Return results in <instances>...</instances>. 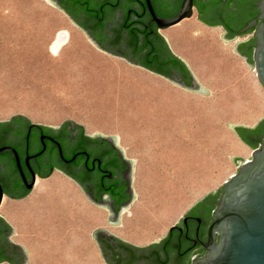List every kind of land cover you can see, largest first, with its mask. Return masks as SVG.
Masks as SVG:
<instances>
[{
	"label": "rangeland",
	"instance_id": "obj_1",
	"mask_svg": "<svg viewBox=\"0 0 264 264\" xmlns=\"http://www.w3.org/2000/svg\"><path fill=\"white\" fill-rule=\"evenodd\" d=\"M59 23H61L62 26ZM55 25L58 27H56ZM66 26L67 28H69L70 31L66 28ZM11 30H15L12 31L15 33H12ZM61 30H67L68 32H70L69 37L71 38L68 37L65 43L66 45L64 44L61 46L62 51L61 49H59L60 51L58 53L57 52L53 53L51 52L49 45H51L53 38H55L57 33ZM16 31H19V33H17ZM71 32H73L74 36L70 35ZM9 33L12 34L10 35ZM14 34L15 36H13ZM9 35L11 36V40ZM24 35L26 36V38H24L25 37ZM29 35L31 37L32 36L35 37V39H32L33 37L31 38ZM43 35L46 36L47 38L46 40L44 39L45 37ZM75 35L77 36L76 42L74 39ZM20 36H23L22 37L23 39H19L21 38ZM40 36H42L43 38ZM47 36L50 37L48 38ZM27 37H30L33 41L35 40L34 45L33 42L31 43L30 39L29 42ZM16 38L18 41H20V43L16 40ZM7 39L10 40V42ZM78 39L80 40L78 41ZM13 40L16 42H14ZM27 40L29 43L27 42ZM39 40L42 41L40 42ZM0 41H2L0 42V48L3 49V50L0 49V58L3 57L2 59H0V68L1 69L8 68L9 70L10 67H12L13 64L17 61L16 62L17 64L13 66L14 70H11L13 67L10 69L11 72L10 70L3 71V69L2 70L0 69V71L3 73L2 75L0 73V121L9 120L10 117L13 115H22L32 123H38L48 126H59L64 120L68 119L76 124L82 125L87 134L94 135L96 133H100L105 136L116 135L117 145H119V147L123 150L124 156H126L128 159L133 160L134 162L133 171H132V183H131V188L133 194L135 195L134 199L135 198L150 199V200L160 199L165 201L167 203V208H166L167 215L171 218L175 217V220H178L179 217H181L184 214V212L198 198L202 197L209 191L216 189L231 175L235 174L234 172L236 171V166L232 162L230 156L243 158L244 160L240 162V164H242L250 156L248 152L243 151L241 144L239 143V141L237 140L234 134V131L230 129L228 126H226L224 123L249 124L258 120L261 116L264 117V89L257 80L254 66L251 69L249 66H247V64L244 65V71L246 77L245 78L246 96H245L244 105L240 106L239 108H236L237 107L236 104L233 105V108H229L228 95L223 94L224 92H226L225 90H227V86L223 88L208 87L209 88L208 95H203L201 93L192 94L193 102H196L198 105L197 128L198 125L199 124L200 125H199V129H197L198 131L197 137L198 140L200 141L197 142V145L199 147L196 150V156L198 157L199 155V157L196 161L193 160L190 161L188 159L182 162L180 161L173 162L170 159L164 158V154L166 153H163L162 150L164 148L159 145L157 140L153 141L152 139L149 138L143 141L140 135L135 138L130 136L122 137L117 133L102 131L99 128L100 125L102 126H104V124L108 125L107 122H109V119L107 117H103L102 114L103 112L106 111L105 108L108 106V104L103 105L102 103V105H100L99 103L96 102L98 96L92 94L94 97L96 96L95 99H93V96H91V94H85L86 91L82 90L80 92V90L76 88L77 87L76 84L71 85L70 83H72L71 82L72 80L68 78V72H66L68 71L67 67L69 68L70 67L73 68L74 66L76 67L75 64L78 61L83 60L84 62L86 59L92 60V57H94L92 61L94 62V64H92L91 61H88L89 64L87 62L84 68L85 72L82 71L83 75H87L88 74L87 72H89V74L92 73L91 76H93L95 72L94 75H96L97 73L98 76L100 73L103 74L105 72L106 73V74L104 73L105 75L102 74L100 75L104 76L103 79L105 83L109 80V82H107L106 85L107 86L109 85V87L115 91V95H112V97L113 96L116 97H114V101H112V103L116 104V106L117 104H120L121 106L123 104V108L125 105L124 104L125 101L128 100L131 101L132 99L133 101L138 102V100H140L141 94L138 96V94L136 93L137 90L135 89L133 90V92L135 93V95H133L134 93L132 92L133 89L132 86L136 87V85H134L135 83H133L135 81L133 80H136L137 78L142 79V76H146V73H144L141 69L131 65L130 63H128L127 61L121 58L100 51L86 37V34L82 30H80V28H78L63 11H61L59 8L51 4L48 0H0ZM36 42L38 43V46L41 49H39L37 44H35ZM78 42H82V43L85 42L86 47H84V44L82 45L83 47H81L80 44L82 43H78ZM5 44L8 46H6ZM29 45L31 50L29 49ZM43 45H45L46 47ZM87 46H89L90 48L88 49ZM232 46L233 44H230L229 48H231ZM4 48L6 49L4 50ZM63 48L66 49L68 48V51L71 50L72 52L71 53L68 52L69 54L63 53L64 56H62L61 52L67 51L66 49ZM44 49H46L47 51H45ZM90 49L92 52L90 51ZM39 50L42 51L44 50L43 52L45 53L42 52L41 54ZM5 51L7 52L12 51V52L11 53L6 52L5 54L4 53ZM20 51L21 52L25 51V53L21 54ZM33 51L34 53L36 51V53L34 54ZM73 51L75 52L73 53ZM82 51H84V53ZM88 51H90L91 53H89ZM38 52L40 55L37 54ZM76 52L81 53L82 54L81 57L84 56V54H86L87 52L88 55H86L87 56L86 58L85 57L81 58L79 57L80 56L79 53ZM12 53L14 55L15 54L17 55L19 53L20 54L14 56ZM27 53L30 54V56H32V59L30 56L29 57L26 56L27 58H29L31 64L29 63V61H27L28 59L24 57V54L26 55ZM92 53L94 54V56L91 55ZM7 54H9L8 57H6ZM44 54H47L49 56L47 55L45 56ZM56 54L58 55L57 57ZM65 54L67 56L72 54L74 58L76 57L78 58L74 60L73 56L66 57ZM21 55L23 56L21 57ZM42 55H44L45 57H43ZM9 56L11 58L14 56L12 61L9 59V61L11 62H9L8 59H6V58H10ZM37 56L39 57L37 58ZM49 57L52 58V60L49 59ZM99 57H102L100 59H102L103 62L100 61ZM18 58L20 61L18 60ZM34 58L37 59L38 62L33 61ZM44 58L47 59L44 60ZM95 58H97L96 61L98 64L99 62H101L99 66H97L98 64L94 61ZM107 58L111 62H108ZM24 59H26L25 61L27 62H24ZM41 59L43 60L42 61L43 64H41L40 61ZM46 60H49L51 62L56 61L57 64L56 62H52V63H54L55 65H59L58 67H60L61 70L58 67H56L58 68V70L54 69L55 68L54 64L50 65L52 63L51 62L47 63ZM63 60L64 62L66 61L65 63L66 65H68L67 67L65 63L64 64L63 62L60 63V61ZM18 61L21 62V64L18 63ZM1 62H6V64L5 63L1 64ZM8 62L10 63V65ZM59 63L62 64V66ZM39 64H41V67H39L40 66ZM44 64H46L47 66ZM90 64H92V66H90ZM104 64H105L104 67L101 66ZM119 64L122 66H120ZM94 65H96L97 67H95L94 68L95 70L92 71ZM16 66L18 69H16ZM51 66L53 68H51ZM89 67L92 69H90ZM99 67H100L99 70L102 71L103 69V72L100 71L97 72ZM106 67H108V69H106ZM115 67L116 68L118 67V70ZM40 68L43 70L44 72L43 74H41L42 71L40 70ZM122 68L123 69L127 68V69L122 70ZM26 69L27 71H25ZM31 69L32 71H30ZM48 69L51 71V73H48L50 72ZM105 69L107 71H104ZM52 70H54L55 74L53 73ZM56 70L58 73L56 72ZM63 70L64 73H62ZM235 70H237V66H235ZM18 71L21 73H17ZM37 71L38 74L35 76L34 74H36ZM7 72L8 74L4 75ZM25 72L28 73V75L25 74ZM65 72L67 76L65 75ZM11 73L13 76H11ZM51 74H54V76ZM61 74L65 76L66 80L64 76H62ZM132 74L135 75L133 76ZM23 75H25V77ZM60 76H62V78ZM127 76L130 78H128ZM137 76H139L140 78ZM124 91L126 92V94L124 93ZM116 93L117 94L119 93L118 94L119 96L116 95ZM130 95L133 96L131 97ZM90 99H93L95 102H93ZM94 107L97 108L95 109ZM101 109L104 111H102ZM99 117L101 120L99 119ZM99 120L100 122H98ZM102 121L104 122L102 123ZM200 144H202V146ZM87 242H89L88 239ZM89 251L91 252V246L88 243V246H85V252L87 253V256H89L88 255ZM42 264H50V263H42ZM56 264H68V263L64 262V263H56ZM69 264H73V263L71 262Z\"/></svg>",
	"mask_w": 264,
	"mask_h": 264
},
{
	"label": "crops",
	"instance_id": "obj_2",
	"mask_svg": "<svg viewBox=\"0 0 264 264\" xmlns=\"http://www.w3.org/2000/svg\"><path fill=\"white\" fill-rule=\"evenodd\" d=\"M196 17H197V11H196L195 6L193 5L192 16L189 19L187 18L185 20H181L179 23L173 26L164 28V29H156V31L165 39L171 53L175 55L176 57H178L179 59H181L183 62H185L189 71L191 72V74L193 75V77L195 78V80L197 81L199 85H201L203 88H205L208 91H209L208 87L223 88L227 86V90H225L226 92H224L223 94L228 95L229 108H233V105L235 104L237 105L236 108H239L240 106L244 105L245 96H246V89H245V78L246 77H245V71H244V65L246 64V62L240 55H238L233 50V47L236 41L245 40L246 36H238L234 38L233 40H228L225 43L220 38V34L224 33L225 29H223L221 26L217 24L208 25L202 22L201 20L197 19ZM177 28H181V29L178 30ZM172 30L173 31L176 30V31L173 32ZM170 31H171V34H170ZM172 39H173V42L175 41L174 43L175 45H173V42H171ZM230 44H233L231 48H229ZM102 52L106 53L105 51H102ZM118 58H121V57H118ZM86 60L84 61L85 63L87 62ZM133 66L141 69L144 73H146V76H142L145 79L143 78L139 80L136 79L135 82H133L135 83V85L137 84L136 87H138L140 91L142 90V92L145 91L147 94L149 92L148 94L149 96L154 95V92H155V96L154 97L152 96L150 97L151 99H149V96L148 97L145 96L146 93L145 94L144 92L139 93L140 91L138 90V88L136 89L135 87V89L138 90L137 94L139 95L141 94V99H140L141 101L136 102L137 107L141 111L137 110L138 108L136 107V103L134 101H133L134 103L132 101L127 102L128 105H130V107H128L127 103H126L127 106L124 105V108L122 107V109H121V106H119V104H117L118 107H116L115 104L111 102V101H114V98L111 96L115 95V92H112L113 90L110 87H107L105 82H104L105 86L103 85L104 83L102 82L104 80L102 76H98V80L100 78L101 79H100V82L97 83L96 82L97 75H94L96 78H94V76L90 77V75H83V74L82 76L80 75L81 77V78L79 77L80 82L82 80V83H83L84 79H86L85 82L87 81L91 84L90 85L89 83L87 84V82L86 83L84 82L87 87L85 89L86 92L88 94L97 95L98 102L97 101L96 102L99 103L100 105H102V102L104 104L106 103L108 104L107 108L105 109L106 110L105 113L103 112V115L105 116L110 115V116H107V118L110 121L108 125H104V126L100 125L99 128L102 131H109L110 133H117L121 135L122 137L130 136V137L135 138L140 135L143 141L150 138L153 141L157 140L158 142H164V143L169 142L167 143L168 150L166 151V154L164 155L167 156V158L176 157L175 152H172V150H169V149H174V147L177 148L176 145H172L176 142V139H177L176 135H180L183 138L186 136L185 139L189 137L186 134L184 136L182 135L181 128L185 127L184 126L185 123H186V126L190 123V125L194 124L195 126L194 125L192 126L195 127V129H197L198 105L196 102H193L192 94H197L198 92L190 91L176 84H173L172 82H170L168 79L164 78L163 76L159 74H155L141 66H138V65H133ZM235 66H237V70H235ZM86 76H89V77L86 78ZM82 77L84 79H82ZM89 78L91 79L90 81L94 79L93 81H95L96 83H94L93 81L91 83L88 80ZM148 79H149L148 82L142 81V80H148ZM100 83H102V86ZM93 84L95 86L96 84L98 86L100 85L99 87L97 86L99 89L98 88L96 89L95 86L89 87V86H92ZM152 84L154 86H152ZM142 87H144V90ZM153 89L154 90L157 89V90L153 91ZM92 90L94 91V93L92 92ZM109 90L111 91L109 92ZM95 92H97L98 94ZM166 92L170 95L167 94L166 96L165 95ZM99 93L101 94L99 95ZM109 94H112V95H109ZM170 96H172L173 98H171ZM107 98L108 100L106 101ZM142 98H144L146 102H144ZM186 100L187 101L189 100L190 103L187 102ZM148 101L149 102L151 101L150 105L147 103ZM180 101L182 102L186 101L187 106L184 107L186 102L182 103ZM173 102L175 104H173ZM138 103L141 105H139ZM144 103H147V104H144ZM155 103H157V106ZM159 103H163V104L161 105ZM168 104L176 105L178 107L176 108L175 106H169ZM159 105L161 107H159ZM192 105L194 108L192 107ZM165 106L166 107L169 106L168 107L169 110L170 108L171 109L173 108L172 111H169L168 108H166ZM188 106H191L193 109ZM156 107L159 110H157ZM110 108L112 111H110ZM130 108L132 109L135 108V109L132 110ZM142 108L143 109L148 108V109L144 111L142 110ZM151 108L155 109L156 112L152 110ZM182 109H183V112L180 111ZM118 111L120 112V114L118 113ZM125 111H127V113ZM158 111L159 113H157ZM165 111L166 113H164ZM174 111L175 113H173ZM109 112L110 113L115 112V113L110 114ZM191 113L193 115H191ZM172 114H174L175 116ZM183 114L185 115V117ZM128 115L132 118H130ZM180 115H181V119L179 118ZM157 116L159 119L157 118ZM187 116L189 120H186L188 119L186 118ZM109 117H112V118L110 119ZM128 117H129V120H128ZM176 117L178 120L176 119ZM153 118L156 119L155 120L156 123H154ZM174 118L175 120H173ZM183 118H185L186 122L184 121ZM179 120H182L185 123L183 122L184 123L183 124L182 122H179ZM191 120L193 123H191ZM134 121L135 123H133ZM170 121H172L174 125L176 123L175 127H177V129L174 127V125L172 126L169 125L171 124ZM188 121L190 122L188 123ZM257 121L258 120L254 121L253 123L243 124V125L252 127ZM155 124L158 127H156ZM161 124L163 126L160 128L159 126H161ZM177 125H180L179 129ZM167 127L168 128L170 127V128L168 129ZM195 129H194L193 140H196L195 141L196 143L198 139H197V135L195 134V131L197 133V130ZM176 130L177 132L178 131L180 132L177 133L175 132ZM83 131H84V134L90 135L85 132L84 128H83ZM162 134H164V136ZM234 134L237 140L239 141V143L241 144L243 151L248 152L249 155L251 154L253 149L257 148L255 147L251 149L248 145L243 143L238 138L235 132ZM117 146L119 147V145ZM124 157L127 158L126 156ZM51 177L52 179L48 180V178H51ZM46 182L48 183V185L52 182L51 183L52 185H50V187H48L47 185L46 187V184L44 185V183ZM42 183H43V186H42ZM53 184L55 185V187L53 186ZM56 184L58 185V188H56L57 187ZM51 186H53V188H51ZM31 196H33V198ZM29 198H30L29 200L30 202L28 201ZM23 200L24 202L25 200H27L26 202L27 203L29 202V203L28 204L26 202L24 203ZM19 203L21 204V206ZM16 204L17 205L19 204L18 205L19 207L18 206L16 207ZM28 205L30 206L28 207ZM24 206L25 207L27 206L28 208L27 207L25 208ZM22 207H24V209H21ZM16 208H19L18 209L19 211L16 210ZM166 208H167V203L160 199L150 200V199L135 198V199H132L131 203L124 210L120 212L119 224L118 225L109 224L107 222V217L109 215L108 209L101 208L98 205L89 201L75 181H73L71 178H69L68 176H66L65 174L57 170L56 168H54L51 170L50 174L46 177L42 178L37 175L35 178L33 187L29 190L27 194H25L22 197L10 198L4 193L1 204H0V216L14 230V234L9 235V240L12 241L14 244L21 245L27 250V262L29 264L30 263L31 264L33 263L35 264H42V263L56 264V263H64V262L68 264L71 262L73 264H105L99 252L98 246L95 240L91 236V233L93 230L98 229V228L105 229L106 231H108L109 233L116 236L122 241H126L138 247H143V246L150 244L151 242L159 241L160 239H162L167 234L169 228L178 221V220H175V217L171 218L167 215ZM7 210H10L11 212L12 211L13 212L11 213ZM14 210L18 212H15ZM125 218L127 221L125 220ZM87 239L89 240V242H87ZM88 243L91 246V252L89 251V254H88L89 256H87V253L85 252V246H88ZM2 263L9 264L7 261H2L0 264Z\"/></svg>",
	"mask_w": 264,
	"mask_h": 264
},
{
	"label": "water",
	"instance_id": "obj_3",
	"mask_svg": "<svg viewBox=\"0 0 264 264\" xmlns=\"http://www.w3.org/2000/svg\"><path fill=\"white\" fill-rule=\"evenodd\" d=\"M48 1L63 11V9L58 6L55 0ZM131 1L133 0H130V2ZM116 2H118V0H116L115 3ZM130 2L129 4L128 2L119 4L116 3L114 8L110 11L111 17L104 21L102 30L112 31L113 29H119L126 20H135L132 16L128 15L126 11L127 7L129 5L131 6ZM145 3L151 19L155 23L156 29H164L173 26L179 23L181 20L190 18L192 16L193 0H145ZM194 6L197 11V19L208 25H216L215 22L209 21L203 15L204 5L200 3V0H196ZM257 7L259 13L256 16V19H263L264 0H259ZM68 18L86 34V37L98 49L105 51L100 48V45L95 40H93L85 32V30L79 27L69 16ZM141 21L147 22L148 17H143ZM254 23L255 20L250 22L248 26L253 25ZM253 34L255 38V44L246 42L245 40H239L234 44L233 50L244 59L247 66H249L251 69L254 66L257 80L264 89V22H261L256 27ZM158 35L161 37L159 44L161 47L160 53L162 59L168 63L174 61V58L179 59L171 53L165 39L159 33ZM220 38L226 43L228 40H233L236 37L231 36L225 30L224 33L220 34ZM253 45V50L248 52L250 46ZM105 52L111 54L107 51ZM114 56L121 57L118 55ZM121 58L125 59L124 57ZM125 60L130 64L136 65L127 59ZM179 60L183 63L184 67L179 64V68H175L169 64L166 67L165 74L157 73L151 70L149 71L163 76L173 84H176L184 89L195 91L203 95H208V90L197 83L185 62H183L181 59ZM7 121L8 120L0 121V125H5L3 122ZM66 121L76 125V123L68 119L64 120L61 124ZM224 124L232 129L238 138L251 149L255 147L257 148L252 150L251 159L243 162L242 164H240V162L244 160L243 158L230 156L232 162L236 166V171L234 172L235 174L231 175L216 189L209 191L195 201H199L209 193L216 195L220 190L218 202L211 211L212 221L206 231V240L201 241L205 252L198 258L194 259V257H192L191 264H264V118L261 116L252 127H248L243 124ZM235 128L240 129V135L245 137L248 140V143L241 139L239 134L235 131ZM88 136H103L111 138L115 142L116 147L122 152L124 156L123 150L117 146L116 135L104 136L100 133H96L94 135ZM4 141L5 140H3V138H0V144ZM1 151L2 150H0V153ZM129 160L131 161L132 183L134 162L131 159ZM57 170L75 181L89 201L101 208L108 209L109 215L107 217V222L109 224H119L120 212L124 210L135 197L132 191L133 198L123 205H116L115 207L117 212L115 214L111 204L103 203L101 201L97 202V200L94 199L91 194L87 193V190L80 179L60 169ZM50 172L51 170L41 172L38 176L43 178L48 176ZM34 182L35 177L33 176L29 183L25 182L24 185L26 190H23L18 194L12 193V190L17 187V183L14 179H11L5 188H3L0 184V204L4 193L10 198H20L29 192V190L34 185ZM174 225L170 228L174 227ZM174 228H176V226ZM11 234H14V230L0 216V255L3 256L1 258V262L10 260L17 264H27V250L21 245L14 244L12 241H10L9 235ZM167 234L159 241L151 242L150 244L143 247H138L126 241H122L102 228L93 230L91 236L95 240L105 264H122L124 262L123 260L127 259L126 254L129 253L128 251H132V253L135 254V251L140 252L148 247L155 246L161 243Z\"/></svg>",
	"mask_w": 264,
	"mask_h": 264
},
{
	"label": "flooded vegetation",
	"instance_id": "obj_4",
	"mask_svg": "<svg viewBox=\"0 0 264 264\" xmlns=\"http://www.w3.org/2000/svg\"><path fill=\"white\" fill-rule=\"evenodd\" d=\"M55 1L68 15L63 8L68 0ZM115 1H107L106 13L116 3L130 2ZM258 1L200 0V3L204 5L203 15L209 21L221 26L231 36H246V42L255 44L254 30L264 22V18L256 19ZM130 4L126 11L135 20L151 18L145 0H133ZM254 20L255 23L248 26ZM0 138L5 140L0 144V184L5 188L14 179L17 187L12 190L13 194L26 190L24 184L33 176L36 178L41 172L56 168L80 179L87 193L97 202L111 204L115 214L116 205H123L133 198L131 161L109 137L85 138L70 122L50 127L15 119L0 125ZM212 200L211 196H204L192 204L174 225L176 228L167 242L135 251V254L128 251L127 261L123 260L122 264H191L192 257L198 258L205 252L201 241L206 240V231L212 221L214 208L209 210ZM2 257L0 255V263Z\"/></svg>",
	"mask_w": 264,
	"mask_h": 264
},
{
	"label": "trees",
	"instance_id": "obj_5",
	"mask_svg": "<svg viewBox=\"0 0 264 264\" xmlns=\"http://www.w3.org/2000/svg\"><path fill=\"white\" fill-rule=\"evenodd\" d=\"M108 0H68L64 4L69 17L85 32L95 40L100 48L114 55L124 57L131 63L139 65L145 69L165 74L166 67L171 64L175 68H179V64L183 63L174 58V61L167 62L161 57V47L159 41L161 37L156 31V27L151 18H148L147 22L140 20H126L121 28L113 29L112 31L102 30L104 21L111 17L110 11H107ZM80 19V21H79ZM254 48L250 46L248 52H251ZM249 56V55H248ZM186 69V68H185ZM187 72V70H186ZM15 119H24L25 117L16 115L11 117L7 122L14 121ZM28 121V120H27ZM68 121L64 122L60 126H64ZM77 129L85 138H89L84 134L83 128L76 124ZM235 131L239 134L241 139L248 143V140L240 135V129L235 128ZM220 195L219 192L214 194H207L213 198L209 210H212ZM174 231V227L170 228L167 236L161 241L167 242L170 239ZM9 264H17L13 261L7 260Z\"/></svg>",
	"mask_w": 264,
	"mask_h": 264
},
{
	"label": "bare ground",
	"instance_id": "obj_6",
	"mask_svg": "<svg viewBox=\"0 0 264 264\" xmlns=\"http://www.w3.org/2000/svg\"><path fill=\"white\" fill-rule=\"evenodd\" d=\"M188 19H189V18H188ZM192 19H193V18H192ZM183 20H185V19H183ZM188 21H189V20H188ZM61 23H62V22H61ZM61 23H59V24H61ZM63 23H64V22H63ZM181 25H182V24H181ZM55 26H56V25H55ZM61 26H62V24H61ZM67 26H68V25H67ZM67 26H66V28H67ZM56 27H58V26H56ZM179 27H181V26H179ZM173 28H174V27H173ZM67 29L69 30V28H67ZM170 29H171V28H170ZM177 29L179 30V29H181V28H177ZM52 30H53V29H52ZM52 30H51V31H52ZM168 30H169V29H168ZM12 31H15V30H11V32H12ZM69 31H70V30H69ZM161 31H162V30H161ZM165 31H167V30H165ZM172 31H173V30H172ZM175 31H176V30H175ZM175 31H173V32H175ZM16 32L19 33V31H16ZM74 32H75V31H74ZM12 33H15V32H12ZM12 33H11V34H12ZM24 33H25V32H24ZM28 33H29V32H28ZM47 33H48V32H47ZM49 33H50V32H49ZM56 33H57V32H56ZM69 33H70V32H68L67 30H61V31H59V32L57 33V35L55 36V38H53V41L51 42V45H49V46H50V50H51V52H53V53H56V52H57V53H58V52L60 51L59 49H61V46L64 45V44L66 43V41H67V39H68V37H69ZM179 33H180V31H179ZM9 34H10V33H9ZM11 34H10V35H11ZM21 34H22V33H21ZM34 34H35V33H34ZM74 34H75V33H74ZM76 34H77V33H76ZM170 34H171V31H170ZM172 34H173V33H172ZM10 35H9V36H10ZM16 35H17V34H16ZM19 35H20V34H19ZM25 35H26V34H25ZM25 35H24V36H25ZM30 35H31V34H30ZM30 35H29V36H30ZM45 35H46V34H45ZM70 35L74 36V35H73V32H71ZM162 35H163V34H162ZM13 36H15V34H14ZM13 36H12V39H13ZM36 36H37V35H36ZM43 36H44V35H43ZM51 36H52V35H51ZM20 37H21V38H19V39H23V38H22L23 36H20ZM30 37H31V36H30ZM30 37H27V38H28V40L30 39V40H31V43L33 42V45H34L35 40L33 41L32 39H35V37L32 36V37H33V38L31 37L32 39H31ZM40 37H42V36H40ZM44 37H45L44 39L46 40V39H47L46 36H44ZM47 37H48V36H47ZM49 37H50V36H49ZM49 37H48V38H49ZM79 37H81V36H79ZM17 38H18V37H17ZM17 38H16V40H17ZM24 38H26V36H25ZM42 38H43V37H42ZM69 38H71V37H69ZM72 38H73V37H72ZM76 38H77V36L75 35V38H74V39H75V42H76ZM3 39H4V38H3ZM5 39H6V37H5ZM8 39H9V38H8ZM8 39H7V40H8ZM169 39H170V38H169ZM10 40H11V36H10ZM10 40H8V41L10 42ZM28 40H27V42H28ZM30 40H29V42H30ZM36 40H37V38H36ZM45 40H44V41H45ZM79 40H80V39H78V41H79ZM81 40H83V39H81ZM13 41H14V40H13ZM17 41H18V40H17ZM39 41L41 42L42 40H39ZM47 41H48V40H47ZM47 41H46V42H47ZM169 41H170V40H169ZM0 42H2V41H0ZM14 42H16V41H14ZM18 42L20 43V41H18ZM29 42H28V43H29ZM40 42H39V43H40ZM72 42H73V41H72ZM75 42H74V43H75ZM171 42H173V39H172ZM6 43H7V41H6ZM19 43H18V44H19ZM21 43H22V41H21ZM31 43H30V44H31ZM44 43H45V42H44ZM78 43H82V42H78ZM174 43H175V41L173 42V45H175ZM3 44H4V43H3ZM11 44H12V43H11ZM16 44H17V43H16ZM35 44H37V46H38V43H37V42H36ZM68 44H69V43H68ZM75 44H76V43H75ZM83 44H84V47H86V46H85V42L82 43V44H80V46L83 47V46H82ZM5 45H6V44H5ZM5 45H4V46H5ZM9 45H10V44H9ZM19 45H20V44H19ZM24 45H25V43H24ZM33 45H32V46H33ZM40 45H41V44H40ZM65 45H66V44H65ZM71 45H72V44H71ZM71 45H70V46H71ZM77 45H79V44H77ZM77 45H75V46H77ZM86 45H87V44H86ZM2 46H3V45H2ZM2 46H1V47H2ZM6 46H8V45H6ZM14 46H15V45H14ZM14 46H13V47H14ZM17 46H18V45H17ZM21 46H22V45H21ZM43 46H45V45H43ZM73 46H74V45H73ZM26 47H27V46H26ZM26 47H25V48H26ZM40 47H41V46H40ZM45 47H46V46H45ZM78 47H79V46H78ZM87 47H88V49L90 48L89 46H87ZM16 48H17V47H16ZM18 48H20V47H18ZM31 48H33V47H31ZM36 48H37V47H36ZM36 48H34V49H36ZM38 48H39V46H38ZM68 48H69V47H68ZM68 48H67V49H66V48H63V49H66L67 51H66V52H65V51H64V52H61L62 54H61V53H60V54H61L62 56H64L63 53H67V54L71 53L72 51H71V50L68 51ZM70 48H71V47H70ZM75 48H76V47H75ZM75 48H73V49H75ZM0 49H1V48H0ZM5 49H6V48H4V50H5ZM26 49H27V48H26ZM26 49H25V50H26ZM29 49H30V45H29ZM39 49H41V48H39ZM42 49H43V48H42ZM47 49H48V48H47ZM76 49H77V48H76ZM80 49H81V48H80ZM83 49H84V48H83ZM86 49H87V48H86ZM88 49H87V50H88ZM1 50H3V49H1ZM7 50H8V49H7ZM20 50H21V49H20ZM30 50H31V49H30ZM44 50L47 51L46 49H44ZM44 50H43V51H44ZM87 50H84V51H87ZM27 51H28V50H27ZM36 51H37V50H36ZM36 51H35V53H36ZM39 51H40L41 54H42L43 51H42V50H39ZM61 51H62V49H61ZM77 51H78V50H77ZM80 51H81V50H80ZM80 51H79V52H80ZM84 51H82V52L84 53ZM90 51H91V49H90ZM90 51H88V52L91 53L92 51H91V52H90ZM6 52H7V51H5L4 53L6 54ZM9 52L11 53L12 51H9ZM9 52H7V53H9ZM18 52H19V51H18ZM18 52H17V53H18ZM68 52H69V53H68ZM74 52H75V51H73V53H74ZM79 52H76V53H79ZM88 52H87L86 54H84V56H82V57H85V58H86V57H87L86 55H88ZM94 52H95V51H94ZM13 53H14V50H13ZM13 53H12V54H13ZM20 53L23 54V53H25V51H23V52L20 51ZM20 53H19V54H20ZM33 53H34V51H33ZM35 53H34V54H35ZM43 53H45V52H43ZM76 53H75V54H76ZM19 54H17V55H19ZM27 54H28V53H27ZM27 54H26V55L24 54V57H26V56L29 57V56H30V54H28V55H27ZM34 54H33V55H34ZM37 54H39V52H38ZM48 54H49V53H48ZM96 54H97V53H96ZM8 55H9V54H7L6 57H8ZM13 55H14V54H13ZM17 55L15 54L14 56H17ZM39 55H40V54H39ZM44 55L46 56L47 54H44ZM44 55H42V56L45 57ZM65 55H66V54H65ZM79 55H80L79 57H81L82 54L79 53ZM91 55L94 56L93 53H92ZM4 56H5V55H4ZM10 56H11V55H10ZM10 56H9V57H10ZM14 56H13V57H14ZM22 56H23V55H21V57H22ZM47 56H49V55H47ZM57 56H58V55L56 54V57H57ZM69 56H73V55H72V54H71V55H68V56L66 55V57H69ZM75 56H76V55H75ZM77 56H78V55H77ZM95 56H97V55H95ZM13 57H12V58H11V57H10V58H6V59H8V61H9V59L12 61ZM27 57H26V59H28L27 61H29V58H27ZM30 57H31V59H32V56H30ZM38 57H39V56H37V58H38ZM43 57H41V58H43ZM82 57H81V58H82ZM88 57H89V56H88ZM2 58H3V57H1L0 59H2ZM4 58H5V57H4ZM35 58H36V57H35ZM35 58L33 59V61H37V62H38V60L35 59ZM64 58H65V57H64ZM64 58H63V59H64ZM76 58H78V57H76ZM76 58H74V56H73V59H74V60H75ZM85 58H83V59H85ZM93 58H94V57H92V60L88 58L89 60H86V61H87V62H88V61H91V62H92V61H93ZM100 58H102V57H99V59H100ZM103 58H104V56H103ZM6 59H5V61H6ZM20 59H22V58H20ZM26 59H24V62H27V61H25ZM45 59H47V58H44V60H45ZM49 59L52 60V58H50V57H49ZM67 59H68V58H67ZM67 59H66V60H67ZM96 59H97V58H95L94 61L97 63ZM105 59H106V58H105ZM18 60H19V58H18ZM53 60H54V59H53ZM60 60H62V59H60ZM64 60H65V59H64ZM64 60H63V61H60V63L63 62V64H64V63L66 62V61L64 62ZM71 60H72V59H71ZM11 61H9V62H11ZM19 61H20V60H19ZM19 61H18V63L21 64V62H19ZM31 61H32V60H31ZM40 61H41V64H43V63H42L43 60L41 59ZM40 61H39V62H40ZM46 61H47V63H48V62H51V61H49V60H46ZM46 61H45V63H46ZM56 61H57V59H56ZM56 61H52V62H56ZM69 61H70V60H69ZM100 61L103 62L102 59H100ZM107 61H108V62H111V61L108 60V58H107ZM9 62H8V63H9ZM13 62H14V60H13ZM13 62H12V63H13ZM16 62H17V61H16ZM16 62L13 64V66H15V65L17 64ZM22 62H23V61H22ZM52 62H51V63H52ZM71 62H73V61H71ZM87 62H86V63H87ZM101 62H99V64L97 63V64H98L97 66H99ZM108 62H107V63H108ZM116 62H117V61H116ZM2 63H5V64H6V62H1V64H2ZM29 63L31 64L30 61H29ZM29 63H27V64H29ZM60 63H59V64H60ZM74 63H75V62H74ZM86 63L83 62V60H80V61H78V62L75 64L76 67L74 66L73 68H71V67H70V68L67 67L68 65H66V63H65V65H66V67H67V69H68V71H66V72H68V78H69L70 80H72V81H71L72 83H70V84H71V85H72V84H73V85L76 84L77 87H76V86H75V87H76L78 90H85V89L87 88L86 85H85V83L87 82V81L85 82L86 79H84V78L82 77V79H84V82H85V83H84V82L82 83V80H81V82H80V80H79V79L81 78L80 75L82 76V74H83L82 71L85 70V69H84V68H85V65H84V64H86ZM96 63H95V64H96ZM22 64H23V63H22ZM41 64H39V65H40L39 67H41ZM49 64H50V63H49ZM53 64H54V63H52V64H50V65H53ZM56 64H57V62H56ZM72 64H73V63H72ZM88 64H89V62H88ZM92 64H94V62H92ZM92 64H90V66H92ZM105 64H106V63H105ZM105 64H104V65H101V66L104 67ZM9 65H10V63H9ZM44 65H46V64H44ZM50 65H49V66H50ZM60 65L62 66V64H60ZM65 65H63V66H65ZM107 65H110V64H107ZM119 65H120V64H119ZM4 66H5V65H4ZM11 66H12V65H11ZM13 66H12V67H13ZM27 66H28V65H27ZM46 66H47V65H46ZM49 66H48V67H49ZM54 66H55L54 69H57V70H58V68L60 69V67H58L59 65H55V64H54ZM97 66L94 65L92 71H94V70H95L94 68L97 67ZM101 66H100V67H101ZM115 66H116V65H115ZM120 66H122V65H120ZM9 67H10V66H9ZM12 67H10V69H11ZM21 67H22V66H21ZM36 67H37V66H36ZM56 67H58V68H56ZM87 67H88V66H87ZM100 67L98 68L97 72L100 71V70H99ZM113 67H114V66H113ZM24 68H25V66H24ZM30 68H31V67H30ZM46 68H47V67H46ZM51 68H53V67L51 66ZM62 68H65V67H62ZM89 68H90V67H89ZM89 68H88V69H89ZM109 68H110V67H109ZM115 68H116V67H115ZM0 69H1V68H0ZM2 69H3V68H2ZM2 69H1V70H2ZM10 69H9V70H10ZM16 69H18L17 66H16ZM27 69H28V68H27ZM27 69H26L25 71H27ZM37 69H39V68H37ZM88 69H87V70H88ZM90 69H92V68H90ZM106 69H108V67H106ZM106 69H105L104 71H107ZM116 69L118 70V67H117ZM125 69H127V68H125ZM125 69L122 68V70H125ZM4 70L9 71L8 68H7V69H6V68L3 69V71H4ZM11 70H14V67H13ZM11 70H10V72H11ZM19 70H20V67H19ZM40 70L42 71L41 74H43V73H44L43 70H42L41 68H40ZM40 70H39V71H40ZM45 70H46V69H45ZM48 70H49V69H48ZM48 70H47V71H48ZM57 70H56V72H57ZM60 70H61V69H60ZM6 71H5V72H6ZM21 71H22V68H21ZM30 71H32V69H31ZM33 71H34V70H33ZM49 71H50V70H49ZM52 71H53V73H54V70H52ZM114 71H115V69H114ZM119 71H120V69H119ZM129 71H130V70H129ZM13 72H14V71H13ZM15 72H16V71H15ZM23 72H24V71H23ZM23 72H22V73H23ZM59 72H60V71H59ZM66 72H65V75H66ZM84 72H85V71H84ZM100 72H103V69H102V71H100ZM100 72H99V73H100ZM121 72H123V71H121ZM121 72H119V73H121ZM0 73H1V75L3 74L1 71H0ZM17 73H21V72L18 71ZM46 73H47V72H46ZM46 73H45V74H46ZM48 73H51V71L48 72ZM57 73H58V72H57ZM60 73H61V72H60ZM62 73H64V70L62 71ZM87 73L89 74V72H87ZM90 73H91V72H90ZM104 73H105V72H104ZM104 73H103V74L100 73V74L105 75L106 73H105V74H104ZM119 73H118V75H119ZM131 73H132V72H131ZM133 73H134V72H133ZM7 74H8V72L5 73L4 75H7ZM13 74H14V73H13ZM15 74H16V73H15ZM25 74L28 75V73H26V72H25ZM37 74H38V71H37L36 74H34V75L36 76ZM54 74H55V73H54ZM54 74H51V75L54 76ZM85 74H86V73H85ZM88 74H87V75H88ZM94 74H95V72H94ZM94 74H93V76H94ZM100 74H99L98 76H101ZM123 74H124V73H123ZM17 75H18V74H17ZM20 75H21V74H20ZM32 75H33V74H32ZM39 75H40V74H39ZM56 75H57V74H56ZM61 75H62V74H61ZM89 75H90V77H93V76H91L92 73L89 74ZM96 75H97V73H96ZM109 75H110V74H109ZM118 75H117V76H118ZM132 75L134 76L135 74H132ZM132 75H131V76H132ZM11 76H13L12 73H11ZM23 76L25 77V75H23ZM23 76H22V78H23ZM42 76H43V75H42ZM47 76H49V75H47ZM62 76H64V75H62ZM62 76H60V77L62 78ZM66 76H67V75H66ZM98 76H97V80L95 79L97 83H99V82H100V79H101V78L99 77L100 79L98 80ZM113 76H114V75H113ZM117 76H116V77H117ZM120 76H121V75H120ZM2 77H4V76H2ZM6 77H7V76H6ZM8 77H9V75H8ZM16 77H17V76H16ZM29 77H30V76H29ZM38 77H39V76H38ZM51 77H52V76H51ZM58 77H59V75H58ZM79 77H80V78H79ZM87 77H89V76H86V78H87ZM102 77H104V76H102ZM116 77H115V78H116ZM127 77H128V76H127ZM137 77H139V76H137ZM27 78H28V77H27ZM32 78H33V77H32ZM61 78H59V79H61ZM64 78H65V76H64ZM94 78H96V77L94 76ZM128 78H130V77H128ZM134 78H135V77H134ZM139 78H140V77H139ZM142 78H143V77H142ZM54 79H55V78H54ZM69 79H68V80H69ZM108 79H109V78H108ZM143 79H145V78H143ZM56 80H57V79H56ZM63 80H64V79H63ZM65 80H66V78H65ZM88 80L90 81L91 79L89 78ZM93 80H94V79H93ZM93 80H92V81H93ZM103 80H104V79H103ZM105 80H106V79H105ZM121 80H122V79H121ZM132 80H133V79H132ZM137 80H139V79L137 78ZM57 81H58V80H57ZM92 81H90V82L92 83ZM106 81H107V80H106ZM119 81H120V80H119ZM126 81H127V80H126ZM130 81H131V80H130ZM134 81H135V80H134ZM142 81H147V82H148L149 79H148V80H142ZM59 82H60V81H59ZM67 82H68V81H67ZM93 82L96 83L95 81H93ZM107 82H109V80H108ZM107 82H106V83H107ZM123 82H124V81H123ZM79 83H80V84H79ZM88 83H89V82H87V84H88ZM102 83H104V81H103ZM102 83H100L101 86H102ZM124 83H125V82H124ZM131 83H132V82H131ZM152 83H153V82H152ZM63 84H64V83H63ZM66 84H67V83H66ZM89 84H90V83H89ZM126 84H128V83H126ZM157 84H158V83H157ZM90 85H91V84H90ZM103 85L105 86V83H104ZM122 85H124V84H122ZM122 85H121V86H122ZM134 85H135V84H134ZM136 85H137V84H136ZM87 86H88V85H87ZM93 86H95V85L93 84L92 86H89V87H93ZM97 86H98V85L96 84V86H95L96 89H97L100 85H99L98 87H97ZM131 86H132V85H131ZM152 86H154V85L152 84ZM68 87H69V86H68ZM107 87H109V85H108ZM107 87H106V88H107ZM112 87H113V86H112ZM123 87H125V86H123ZM128 87H129V86H128ZM128 87H127V88H128ZM132 87H133V89H132V92H133V90L135 89V88H134L135 86H132ZM144 87H145V86H144ZM144 87H142L143 90H144ZM113 88H114V87H113ZM116 88H117V87H116ZM121 88H122V87H121ZM127 88H126V89H127ZM137 88H138V87H136V89H137ZM145 88H146V87H145ZM161 88H162V87H161ZM89 89H90V88H89ZM89 89H88V90H89ZM91 89H92V88H91ZM98 89H99V88H98ZM103 89H104V88H103ZM124 89H125V88H124ZM136 89H135V90H136ZM140 89H141V88H140ZM112 90H113V89H112ZM128 90H129V89H128ZM138 90H139V88H138ZM138 90H137V91H138ZM150 90H151V89H150ZM156 90H157V89H156ZM156 90L153 89V91H156ZM85 91H86V90H85ZM100 91H101V90H100ZM110 91H111V90H109V92H110ZM119 91H120V90H119ZM130 91H131V89H130ZM130 91H129V92H130ZM139 91H140V90H139ZM148 91H149V90H148ZM164 91H166V90H164ZM78 92H79V91H78ZM80 92H81V91H80ZM89 92H90V91H89ZM92 92L94 93L93 90H92ZM97 92H98V90H97ZM97 92H95V93H97ZM112 92H115V91L113 90ZM141 92H142V90H141L139 93H141ZM143 92H144V94L146 93L145 91H143ZM143 92H142V93H143ZM160 92H161V91H160ZM84 93H85V92H84ZM106 93H107V92H106ZM124 93L126 94L125 91H124ZM133 93H134V92H133ZM136 93H138V92H136ZM150 93H151V92H150ZM85 94H88V93L86 92ZM97 94H98V93H97ZM100 94H101V93H99V95H100ZM104 94H105V93H104ZM118 94H119V93H118ZM118 94L116 93V95H118ZM148 94H149V92H148ZM148 94L146 93L145 96L148 97V96H149ZM152 94H153V92H152ZM167 94H168V93L166 92L165 95L167 96ZM94 95H95V94H94ZM106 95H107V94H106ZM109 95H112V94H109ZM133 95H135V93H134ZM133 95H132V96H133ZM168 95H170V94H168ZM91 96H93V95L91 94ZM96 96H97V95H96ZM96 96H95V97H96ZM118 96H119V95H118ZM128 96H129V95H128ZM130 96H131V95H130ZM132 96H131V97H132ZM138 96H139V94H138ZM152 96H153V97L155 96V92H154V95L149 96V99H151L150 97H152ZM162 96H164V95H162ZM174 96H175V95H174ZM95 97L93 96V99H95ZM102 97H103V96H102ZM107 97H108V96H107ZM111 97H112V96H111ZM114 97H116V96H113V98H114ZM126 97H127V96H126ZM131 97H129V98H131ZM136 97H137V95H136ZM140 97H141V96H140ZM170 97L173 98L172 96H170ZM176 97H177V96H176ZM118 98H119V97H118ZM127 98H128V97H127ZM127 98H126V99H127ZM133 98H134V97H133ZM138 98H139V97H138ZM168 98H169V97H168ZM178 98H179V97H178ZM93 99H90V100H92L93 102H95ZM140 99H141V98H140ZM142 99L144 100V102H146L144 98H142ZM154 99H155V98H154ZM156 99H157V98H156ZM175 99H176V98H175ZM182 99H183V98H182ZM98 100H99V99H98ZM107 100H108V98L106 99V101H107ZM112 100H113V99H112ZM127 100H128V99H127ZM137 100H138V99H137ZM137 100H136V101H137ZM164 100H165V99H164ZM109 101H110V100H109ZM116 101H117V99H116ZM124 101H125V99H124ZM128 101H129V100H128ZM128 101H125V103H124V102H123V103L126 105V102H128ZM131 101L133 102V100H131ZM131 101H129V102H131ZM140 101H141V100H138V102H140ZM153 101H154V100H153ZM172 101H173V100H172ZM177 101H178V100H177ZM186 101H187V100H186ZM186 101H185V102H186ZM89 102H90V101H89ZM97 102H98V101H97ZM101 102H102V101H101ZM111 102H112V101H111ZM134 102H135V101H134ZM134 102H133V103H134ZM150 102H151V101H150ZM150 102L148 101L147 103L150 105ZM165 102H166V101H165ZM180 102H182V101H180ZM180 102H179V103H180ZM183 102H184V101H183ZM183 102H182V103H183ZM185 102H184V103H185ZM187 102L190 103L189 100H188ZM187 102H186V104H185L184 107L187 106ZM91 103H92V102H91ZM91 103H90V104H91ZM102 103H103V102H102ZM115 103H116V102H115ZM117 103H118V102H117ZM133 103H132V104H133ZM135 103H136V102H135ZM142 103H143V101H142ZM147 103H144V104H147ZM166 103H167V102H166ZM106 104H107V103H106ZM138 104H139V103H138ZM151 104H152V103H151ZM155 104H156V106H157V103H155ZM159 104L162 105L163 103H159ZM173 104H175V103L173 102ZM91 105H92V104H91ZM97 105H98V104H97ZM103 105H104V103H103ZM127 105H128V103H127ZM127 105H126V106H127ZM133 105H134V104H133ZM139 105H141V104H139ZM168 105H169V104H168ZM177 105H178V103H177ZM94 106H95V105H94ZM115 106H116V104H115ZM119 106H121V105L119 104ZM151 106H152V105H151ZM169 106H175L176 108L178 107V106H176V105H169ZM169 106H168V107H169ZM113 107H114V106H113ZM116 107H118V106H116ZM121 107H123V104H122ZM128 107H130V105H128ZM136 107H137V103H136ZM143 107H144V106H143ZM145 107H146V106H145ZM153 107H154V106H153ZM159 107H161V106L159 105ZM165 107H166V106H165ZM168 107H166V108H168ZM188 107H191V106H188ZM192 107H193V105H192ZM192 107H191V108H192ZM94 108L96 109L97 107H94ZM98 108H99V107H98ZM106 108H107V107H106ZM106 108H105V109H106ZM114 108H115V107H114ZM137 108H138V107H137ZM191 108H190V109H191ZM193 108H194V107H193ZM193 108H192V109H193ZM108 109H109V108H108ZM117 109H118V108H117ZM121 109H122V108H121ZM125 109H126V108H125ZM130 109H132V108H130ZM134 109H135V108H134ZM134 109H132V110H134ZM147 109H148V108H146V109H143V108H142V110H144V111L147 110ZM151 109H152V108H151ZM156 109H157V107H156ZM172 109H173V108H172ZM172 109L170 108V110H169V108H168L169 111H172ZM183 109H184V108H183ZM183 109L180 110V111L183 112ZM97 110H98V109H97ZM101 110H102V109H101ZM137 110H139V108H138ZM152 110L155 111V109H152ZM157 110H159V109H157ZM163 110H164V109H163ZM178 110H179V109H178ZM98 111H99V110H98ZM102 111H104V110H102ZM110 111H112L111 108H110ZM115 111H116V110H115ZM130 111H131V110H130ZM135 111H136V110H135ZM135 111H134V112H135ZM139 111H141V110H139ZM194 111H196V110H194ZM197 111H198V110H197ZM125 112L127 113V111H125ZM136 112H137V111H136ZM149 112H150V111H149ZM151 112H152V111H151ZM155 112H156V111H155ZM190 112H191V111H190ZM190 112H189V113H190ZM97 113H98V112H97ZM104 113H105V112H104ZM109 113H110V112H109ZM111 113H112V112H111ZM111 113H110V114H111ZM113 113H115V112H113ZM113 113H112V114H113ZM116 113H117V112H116ZM118 113L120 114L119 111H118ZM121 113H123V112H121ZM144 113H145V112H144ZM157 113H159V111H158ZM160 113H161V112H160ZM164 113H166V111H165ZM169 113H170V112H169ZM173 113H175V111H174ZM179 113H180V112H179ZM102 114H103V113H102ZM140 114H141V113H140ZM140 114H138V115H140ZM145 114H146V113H145ZM150 114H151V113H150ZM184 114H185V113H184ZM184 114H183V115H184ZM186 114H187V112H186ZM96 115H97V114H96ZM124 115H125V113H124ZM130 115H131V113H130ZM135 115H137V114H135ZM162 115H163V114H162ZM172 115H174V114H172ZM188 115H189V114H188ZM191 115H193V114L191 113ZM98 116H99V115H98ZM103 116H104V117H107V116H110V115H107V116L103 115ZM128 116H129V115H128ZM132 116H133V115H132ZM141 116H142V115H141ZM144 116H145V115H144ZM144 116H143V117H144ZM174 116H175V115H174ZM177 116H179V115H177ZM195 116H196V115H195ZM197 116H198V113H197ZM129 117H130V116H129ZM129 117H128V120H129ZM136 117H137V116H136ZM151 117H152V116H151ZM151 117H149V118H151ZM167 117H168V116H167ZM182 117H183V116H182ZM184 117H185V115H184ZM102 118H103V117H102ZM109 118L111 119L112 117H109ZM121 118H122V117H121ZM126 118H127V117H126ZM130 118H132V117H130ZM138 118H140V117H138ZM154 118H155V116H154ZM154 118H153V119H154ZM157 118H158V116H157ZM164 118H165V117H164ZM164 118H163V119H164ZM179 118L181 119V115H180ZM186 118H188V116H187ZM190 118H191V117H190ZM193 118H194V117H193ZM99 119H100V117H99ZM106 119H107V118H106ZM106 119H105V120H106ZM113 119H114V118H113ZM115 119H116V118H115ZM133 119H134V117H133ZM141 119H142V118H141ZM147 119H148V117H147ZM158 119H159V118H158ZM160 119H161V117H160ZM169 119H170V118H169ZM176 119H177V117H176ZM183 119H184L185 122H186V120H189V118L186 119V120H185V118H183ZM191 119H192V118H191ZM100 120H101V119H100ZM100 120H99L98 122H100ZM123 120H124V119H123ZM145 120H146V119H145ZM151 120H152V119H151ZM155 120H156V119H154V123H156ZM170 120H171V119H170ZM173 120H175V118H174ZM173 120H172V121H173ZM177 120H178V119H177ZM109 121H110V120H109ZM114 121H115V120H114ZM114 121H113V123H114ZM140 121H141V120H140ZM148 121H149V120H148ZM159 121H160V120H159ZM159 121H158V122H159ZM168 121H169V120H168ZM172 121H170L171 124H169V125H171V126L174 125V123H173ZM184 121L179 120V122H182V123H183ZM193 121H195V120H193ZM103 122H104V121H102V123H103ZM145 122H147V121H145ZM166 122H167V121H166ZM175 122H177V121H175ZM179 122H178V124H179ZM185 122H184V123H185ZM189 122H190V121H188V123H189ZM198 122H199V121H198ZM107 123H109V122H107ZM110 123H111V122H110ZM124 123H125V122H124ZM133 123H135V121H134ZM184 123H183V124H184ZM191 123H193L192 120H191ZM120 124H121V123H120ZM130 124H131V123H130ZM130 124H128V125H130ZM150 124H151V122H150ZM162 124H163V123H162ZM162 124H161V126H159L160 128L163 126ZM165 124H166V123H165ZM104 125H106V124H104ZM111 125H112V124H111ZM121 125H122V124H121ZM132 125H133V124H132ZM155 125H156V124H155ZM167 125H168V124H167ZM175 125H176V123H175ZM175 125H174V127H175ZM181 125H182V124H181ZM192 125H194V124H192ZM192 125H190V123H189V124L186 126V123H185V125H184L185 127H182V128H181V129H182V135H183V136L186 134V135H188L189 137H191V138L187 137L188 140L185 139L186 136L183 138V137L180 136V135H176V138H177V139H176V142L174 141L175 143L172 144V145H176L177 148L174 147V149H169V150H172V152H175L176 157H173V158H167V156L164 155V158H165V159H170V160L173 161V162H178V161L182 162V161H184V160H188V159H189L190 161H191V160L196 161V160L198 159L199 155H198V157L196 156V151H195V149H196V150L198 149L199 146L197 145V142H199L200 140H198L196 143H195L196 140H193V137H194V129H195V127H193ZM199 125H200V124H199ZM199 125H198V128H197V129H199ZM112 126H113V125H112ZM145 126H147V125H145ZM177 126H178V129H179V128H180V127H179L180 125H177ZM194 126H195V125H194ZM123 127H124V126H123ZM143 127H144V126H143ZM148 127H149V126H148ZM153 127H154V126H153ZM156 127H158V126L156 125ZM156 127H155V128H156ZM165 127H166V125H165ZM114 128H115V127H114ZM163 128H164V127H163ZM167 128H168V127H167ZM169 128H170V127H169ZM169 128H168V129H169ZM175 128L177 129V127H175ZM197 129H195V130H197ZM200 129H202V128H200ZM148 130H149V129H148ZM148 130H147V131H148ZM152 130H153V129H152ZM154 130H155V129H154ZM173 130H175V129H173ZM161 131H162V129H161ZM169 131H171V130H169ZM153 132H154V131H153ZM171 132H173V131H171ZM175 132H177V130H176ZM178 132H180V131H178ZM178 132H177V133H178ZM161 133H162V132H161ZM197 133H198V131H197ZM197 133H196V131H195V134H196V135H197ZM153 134H154V133H153ZM157 135H158V134H157ZM162 135L164 136V134H162ZM201 135H202V134H201ZM170 136H171V135H170ZM149 137H151V136H149ZM172 138H174V137H172ZM199 138H200V137H199ZM160 139H161V138H160ZM169 139H170V138H169ZM169 139H168V140H169ZM197 139H198V137H197ZM166 140H167V139H166ZM172 140H173V139H172ZM201 141H202V139H201ZM158 143H159V145H160L161 147L164 148V149L162 150L163 153H166V151L168 150V144H167V143H169V142H167V143H166V142H165V143H164V142H158ZM170 143H171V142H170ZM200 145L202 146V144H200ZM201 148H202V147H201ZM200 154H201V152H200ZM169 155H170V154H169ZM171 156H172V155H171ZM55 174H56V173H55ZM53 175H54V174H53ZM56 177H58V176H56ZM59 178H60V176H59ZM49 179H52V177H51V178H48V180H49ZM56 179H57V178H56ZM36 181H37V180H36ZM50 181H51V180H50ZM52 181H53V180H52ZM56 181H58V180H56ZM62 181H63V180H62ZM47 182H49V181H47ZM47 182L44 183V185L46 184V187H47V185H48ZM53 182H54V181H53ZM39 183H40V182H39ZM51 183H52V182H51ZM51 183L48 185V187H50V185H52ZM55 183H56V182H55ZM55 183H54V184H55ZM54 184H53V186L55 187ZM57 184H58V182H57ZM57 184H56V185H57ZM38 185H39V184H38ZM59 185H60V183H59ZM42 186H43V183H42ZM53 186H51V188H53ZM56 188H58V185H57ZM33 194H34V193H33ZM36 194H37V193H36ZM31 197L33 198V196H31ZM32 198H31V200H32ZM26 199H27V198H26ZM29 200H30V198L28 199V201H29ZM26 201H27V200H25V202H26ZM23 202H24V200H23ZM23 202H22V203H23ZM25 202H24V203H25ZM29 202H30V201H29ZM29 202H28V203H29ZM26 203H27V202H26ZM28 203H27V204H28ZM5 204H6V203H5ZM19 204H20V203H19ZM19 204H18V205H19ZM31 204H32V203H31ZM18 205L16 204V207H17ZM24 205H25V204H24ZM4 206H5V205H4ZM6 206H7V205H6ZM20 206H21V204H20ZM22 206H23V205H22ZM29 206H30V205H28V207H29ZM12 207H13V206H12ZM14 207H15V206H14ZM18 207H19V206H18ZM24 207H25V206H24ZM24 207H22L21 209H24ZM26 207H27V206H26ZM26 207H25V208H26ZM28 207H27V208H28ZM10 208H11V207H10ZM5 209H6V208H5ZM18 209H19V208H16V210H18ZM21 209H20V210H21ZM11 210H12V209H11ZM5 211H6V210H5ZM7 211L11 212L10 210H7ZM14 211H15V210H14ZM18 211H19V210H18ZM18 211H15V212H18ZM21 211H22V210H21ZM12 212H13V211H12ZM12 212H11V213H12ZM7 213H8V212H7ZM5 214H6V213H5ZM9 214H10V213H9ZM125 214H126V213H125ZM125 214H124V215H125ZM20 215H21V214H20ZM122 215H123V214H122ZM6 216H7V215H6ZM123 218H124V217H123ZM96 219H97V218H96ZM96 219H95V221H96ZM98 220H99V219H98ZM125 220H126V218H125ZM126 221H127V220H126Z\"/></svg>",
	"mask_w": 264,
	"mask_h": 264
},
{
	"label": "built area",
	"instance_id": "obj_7",
	"mask_svg": "<svg viewBox=\"0 0 264 264\" xmlns=\"http://www.w3.org/2000/svg\"><path fill=\"white\" fill-rule=\"evenodd\" d=\"M250 159H251V154H250L249 158H247L245 161H248V160H250ZM245 161H244V162H245Z\"/></svg>",
	"mask_w": 264,
	"mask_h": 264
}]
</instances>
